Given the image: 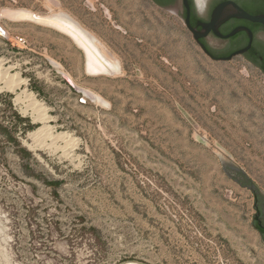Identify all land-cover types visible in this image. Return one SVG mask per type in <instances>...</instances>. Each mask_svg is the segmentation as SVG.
I'll list each match as a JSON object with an SVG mask.
<instances>
[{
  "label": "rangeland",
  "instance_id": "1",
  "mask_svg": "<svg viewBox=\"0 0 264 264\" xmlns=\"http://www.w3.org/2000/svg\"><path fill=\"white\" fill-rule=\"evenodd\" d=\"M20 11L66 14L114 67L89 72L69 35ZM0 27V62L26 81L0 80V117L32 153L0 133V264H264L255 197L222 163L264 194L259 68L211 60L150 0H0ZM23 89L62 140L30 137L43 123Z\"/></svg>",
  "mask_w": 264,
  "mask_h": 264
},
{
  "label": "water",
  "instance_id": "2",
  "mask_svg": "<svg viewBox=\"0 0 264 264\" xmlns=\"http://www.w3.org/2000/svg\"><path fill=\"white\" fill-rule=\"evenodd\" d=\"M182 1H183L185 8H186V11H187V15H186L185 19L183 18L181 6L177 5V6L166 8V9L169 10L171 13L178 15L180 18L183 19L187 30L192 34L195 42L199 45V47L201 48L203 53L207 57H209L211 60L216 61V62H220V61L228 62V61H231L238 56H244L250 50V48L252 46V41H253V34H252L250 29H248L246 27H237L229 35L223 36L219 31V27L221 25H223L225 22H227L228 20H230L232 18L243 19V20L250 21L252 23H258V24L264 25V6H260V7H256V8L253 7L251 10H252V13L255 15H252V14L248 13L247 11H245L244 9H242L240 6H238L235 2L227 1V2L221 3L220 5H218L214 9L210 22H203L202 20L198 21V24H197L198 27L202 28V30L200 31L197 28L193 27L191 24V21H190L191 7H190L188 0H182ZM209 2H210V0H197V3L200 7V12L204 16H207V12H208V8H209ZM11 14H13V13H9V16ZM77 26H78V28H80L79 25H77ZM242 31H245L249 34L250 43L246 48L239 50L237 52H234L231 55H229L230 52H227L228 46H227L226 42L221 41V40L216 39V38H213V37H210L208 39V43L212 47L213 52L218 54V55H222V56L225 55L223 57L215 56L209 50V48L201 41L202 39L206 38L208 36V34L211 32H213L215 34V36H217V37L230 38V37L234 36L235 34L242 32ZM77 44L79 45V43H77ZM81 48L86 53L85 49L83 47H81ZM226 55H228V56H226ZM65 78L67 79V82L72 87L77 88L72 80H70L66 76H65ZM79 89L81 91H84L81 88H79ZM216 154H218L220 156V158H222V154L220 152H218ZM222 163H223L224 170L232 179H234L241 187L247 188L248 190H250L253 193V195L255 197L254 208L257 211V213L255 215H253L254 216L253 225L255 227L258 226V227L263 228L264 226H263L261 218H260L261 212L258 210V207H257V197L260 193H262L260 191L259 187L251 179H249L248 175L240 167L235 165L233 162H231L225 156L223 158ZM238 173H242L243 176L238 175ZM245 177H247L249 179V181L246 184L244 183ZM255 223H257V225H255ZM262 239H263V237H262ZM125 264H134V263L128 262Z\"/></svg>",
  "mask_w": 264,
  "mask_h": 264
},
{
  "label": "bare ground",
  "instance_id": "3",
  "mask_svg": "<svg viewBox=\"0 0 264 264\" xmlns=\"http://www.w3.org/2000/svg\"><path fill=\"white\" fill-rule=\"evenodd\" d=\"M10 16H13L17 19L33 20L40 24H45L49 27H55L56 29H59L64 33L70 35L77 43H79L81 47L85 49L88 58L87 69L91 73L108 72L111 67H114V65L111 64V62L100 52V50L96 46L95 38L90 36L84 30L78 28L77 24L73 22L71 18H69L66 14H57L53 16L43 17L44 15L39 16L31 12L20 11L11 14ZM2 29L0 27V33H3ZM9 70L10 69L4 68L0 62V80L7 82V85H9V87L12 86V83L16 86V88H19L21 85L25 84L26 81L24 79H21L19 75H9ZM66 77L72 80L69 76ZM23 98L28 103V109H30L35 115L36 121L43 123L42 127L38 128L36 131L30 134V137L38 141H41L42 139H52L51 141H57L58 139L62 140L64 138L63 135L59 134L55 136L51 133L52 130L50 126L46 124L48 118L47 111L44 108L43 104L35 98L34 93L29 92L27 89H23L20 95L17 97V101L22 102ZM24 114H26V112Z\"/></svg>",
  "mask_w": 264,
  "mask_h": 264
},
{
  "label": "flooded vegetation",
  "instance_id": "4",
  "mask_svg": "<svg viewBox=\"0 0 264 264\" xmlns=\"http://www.w3.org/2000/svg\"><path fill=\"white\" fill-rule=\"evenodd\" d=\"M154 5L159 8L166 9L174 6H181L183 18H186L187 11L183 4L182 0H173L172 3L168 5L159 4L158 0H150ZM233 1L242 9L247 11L248 13L255 15L252 13V8L264 6V0H210L209 8L207 12V16L202 15L200 12V7L197 3V0H188L191 7V24L193 27L198 30H202L201 27H198V21L202 20L203 22H210L212 13L214 9L220 5L221 3ZM237 27H246L251 30L253 34V41L250 50L244 55V57L249 61L252 65L259 68L264 75V25L258 23H252L247 20L232 18L225 22L223 25L219 27V31L223 36L229 35L235 28ZM210 37L219 39L227 43L228 51L231 55L234 52L242 50L246 48L250 43L249 34L245 31L239 32L230 38L217 37L213 32L209 33L208 36L201 41L209 48L211 52H213L212 47L208 43V39ZM238 175L243 176L242 173H238ZM249 181L247 177H245L244 183L246 184ZM257 207L261 212V221L264 225V195L260 193L257 197ZM257 213V211H256Z\"/></svg>",
  "mask_w": 264,
  "mask_h": 264
},
{
  "label": "trees",
  "instance_id": "5",
  "mask_svg": "<svg viewBox=\"0 0 264 264\" xmlns=\"http://www.w3.org/2000/svg\"><path fill=\"white\" fill-rule=\"evenodd\" d=\"M172 1L173 0H158L159 4H161V5H168V4L172 3ZM212 53L217 57L225 56V55H223V56L218 55L214 52H212ZM226 56H228V55H226ZM1 97L2 96L0 95V99H1ZM6 106H7V103H6ZM9 107L12 110H14V103L12 100H10V102H9ZM14 115H15V119L20 124V126L25 125L24 134L29 132V131H32L35 128V126L31 124L30 119L22 117V115L16 111H14ZM20 128H22V127H20ZM0 133L5 136L6 140H7V135H8L9 140H11L18 147H20L19 152L25 153L28 156H32L31 152L27 151L24 147H22V144L20 143V141L16 137V134L9 127H7V120H3L1 117H0ZM59 184L60 183H51V185H54V186H59ZM255 225H257V223H255ZM255 228L261 234V236L263 237V240H264V227L261 228V227L257 226Z\"/></svg>",
  "mask_w": 264,
  "mask_h": 264
},
{
  "label": "built area",
  "instance_id": "6",
  "mask_svg": "<svg viewBox=\"0 0 264 264\" xmlns=\"http://www.w3.org/2000/svg\"><path fill=\"white\" fill-rule=\"evenodd\" d=\"M18 41L21 45H26L27 41L24 38H18Z\"/></svg>",
  "mask_w": 264,
  "mask_h": 264
},
{
  "label": "crops",
  "instance_id": "7",
  "mask_svg": "<svg viewBox=\"0 0 264 264\" xmlns=\"http://www.w3.org/2000/svg\"><path fill=\"white\" fill-rule=\"evenodd\" d=\"M83 50V49H82ZM84 52V51H83ZM84 54H86L85 52H84ZM88 58H87V55L85 56V60H86V67H88V60H87ZM88 70V69H87Z\"/></svg>",
  "mask_w": 264,
  "mask_h": 264
}]
</instances>
